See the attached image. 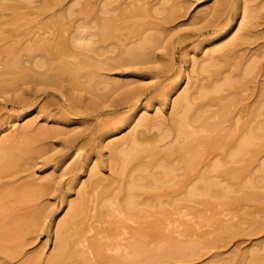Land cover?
I'll return each mask as SVG.
<instances>
[{"label":"bare ground","instance_id":"6f19581e","mask_svg":"<svg viewBox=\"0 0 264 264\" xmlns=\"http://www.w3.org/2000/svg\"><path fill=\"white\" fill-rule=\"evenodd\" d=\"M20 2L21 1H19V6L18 3L17 5H15L0 2V89H4L5 91L7 90L9 94V90L7 89V87L10 84H13L15 85L14 87H16L15 90L24 91L22 94L20 93V95H17L16 97L8 100V103H10L15 108L25 109L31 107L36 103V100L38 99L37 95L39 94L53 95L57 97L56 94L58 92L54 93V90H58V84L62 81L61 80L58 82V80L59 78H62L63 75H68L67 77H69V81L67 80V83L72 82L76 88H84V91L88 89L87 92L90 90V93L96 91L95 95L96 93L101 92L99 91L101 90V87H96L97 85L101 84H97L96 82H105L104 84H102V86L108 82V84L103 87L107 86L108 88L112 85L111 89L110 87L108 88L109 90L106 88V90H108L106 97H112L114 93L116 94V92L119 91V88H121L120 86L125 82L118 86V83H116L117 81L115 82V80L112 82H110L111 79L110 81H108L109 79L104 80L103 78L107 77L103 75V72H111L114 69L116 70V68L122 67V65L123 67H125L128 64H131L132 62L126 60L122 56L126 55L128 57H139L144 53L148 42H151L152 40L153 42H156L157 39L156 37H154V39L151 40L148 39V37L144 36V38L141 37V41L135 40V44H132L130 40L121 50V42L123 39L120 35L117 34V29L122 27V24L120 25V23L122 22L118 23L120 26H116L115 21L117 22L118 19H116L115 21H112L113 18L110 19L111 17H114V14H111L110 17L108 16L107 19H103L102 15L98 14L100 16L99 18L97 17L98 15L95 14V17H93L96 19L92 18L91 16L90 22H86V28H89V30H87L86 32L84 31L86 29L85 28L84 30H81L82 32H77L78 34L76 33V36L71 35L73 36L71 37L69 35L65 38V33L62 35V32L63 30H67L64 24L67 25L69 24V22L66 24L63 20H61L62 16H60V23L58 22V25L55 23V26L57 25V27L54 26L56 29H53L57 30L59 29L58 27L64 28L63 30L60 28L62 32L58 30L60 35H57V33L56 35L53 34L54 36H51V38L54 37L53 39L47 38L45 36L39 37V35H37L40 39L35 38L34 40L33 36L32 39L34 41L32 40L28 43L25 40V36H27L29 33L24 35L25 29L23 30L22 34H20L22 31L20 33L18 31L16 35L13 33L15 38L12 34H8L7 31V35H5V30L7 29L8 25H12L10 27L14 29L13 27L15 25L13 26V24H15L20 19L17 16L21 12H18V14L16 11H19L21 7H25L23 5L20 6ZM88 2L91 4L90 1ZM175 2L177 3L173 7H178V9H174L172 7L174 10L172 17H174L179 10V12H181L182 8H184L183 11L185 10L188 13L189 9L197 1L179 0L178 2L176 0ZM120 3L122 5L125 4L127 6L126 9H124L125 7L123 8L121 4L117 3V5H113V7L111 3H109L105 5L104 9L102 7L103 11L100 13L105 12V14L108 15L107 11H110L111 13L116 12L117 14V11L119 10L123 12L119 13L115 17L126 14L127 12H130V15L131 13H134L135 15L140 14L148 16L147 12H149V6L147 8H145V6H142L141 8L140 6H138V8L135 7V9L127 11L128 8L134 5H131L129 2H127V0H120ZM233 3L231 0H216V2L214 1L213 6H210L209 9L207 8L208 10H205L207 11L205 15L203 12V14L200 12V14L203 15L204 19H202V17L199 15V22V20L195 16L194 19L196 21V24H194V26H199L197 25V22H199V24L201 25L196 29L198 31V34L204 32H226V27L233 20V17L244 18V15H246L247 18L251 17V14H249L248 12L249 10H246L248 7L245 9V5L243 4L242 6L244 7L242 8V6L238 3L239 6H236L237 10L233 11ZM47 4L51 5V3H46V7L49 8L50 6H47ZM148 4L150 5V3ZM84 5L86 6V3ZM135 5L137 4L135 3ZM151 5L153 4L151 3ZM90 9L92 8L90 7L89 9H87L86 11H88V13L86 14L85 11L82 16L86 14V18L87 16L89 18V15H91L89 14ZM152 9L154 14V10L156 9H154V5ZM9 10H12V13H17V15L15 14L16 16H8L12 17V19H8L5 16L7 15L6 12ZM42 12L44 11H40V13ZM250 12L253 15L252 9L250 10ZM178 15H180L179 18H181V14L179 13ZM209 16H212V18H209ZM256 16L257 14L252 17L254 18ZM38 17L35 20L40 18ZM83 18L85 19V17ZM168 18L170 19L171 17ZM123 19L125 20L126 18ZM35 20L33 19V21L29 22L33 24L35 23ZM40 20L42 21L41 18ZM170 20L171 21H166V23H175H172V19ZM253 20L256 19H249L250 22L247 23V25L250 24V26L247 29H244L243 32L238 35V37L232 39L222 48H219L217 50H220L218 62L221 66H219V68L214 72V76H209L208 78H206V81H204V79H198L199 75H195L196 80L193 78L191 73V76H187L188 88L183 92V94L179 96V98H176L173 101L171 118L169 122H164L165 127L153 133V123L150 120V122H148L147 124L145 122H142L140 125L144 126V128L141 131H138L137 133H135L134 131L135 135L132 133V136L123 138V140L121 139V144L119 142L120 145H115V147L121 146L120 149H116L117 153L114 156L118 159V173H120L121 175L125 173L126 168L129 165L133 166L130 168L131 171L135 170V168L137 167H140L144 169V172H148L149 168L153 170L155 166H158V163H163V165L159 164L161 167L160 173L162 177L154 178L152 180L154 191L150 193L148 192V190V193L142 192L141 190H145L144 187L143 189L138 190L140 186L136 185L138 183V180H136L137 178L130 176V179L127 180V184L124 186V188H122L121 186L119 188L117 186H105V188L101 191L95 189V193L93 196L91 195L89 190L83 193L82 196H80L78 202H72L69 205L70 216L66 220L62 229L56 233V250L54 249V252L51 253L50 258L47 260L46 264H163V259L168 255H170V258H173V255H178V257H180V255L185 256V245L188 246L189 244H185L183 246V244L181 243V245L178 247L177 245H174L175 247H172V244L170 247L168 245V247L166 248L163 246V242H165L166 238L170 239V237L172 236V232L179 237L181 236V233L177 230L179 224L181 225L183 223L182 225H184V222H182V220L180 219L183 216V214H181V209L185 208L190 212L191 218H189L188 221L193 223L194 225V217H192L194 215V211L198 207L202 206H205L207 208L206 205H209L210 202L208 198H212V195L215 191L214 188L218 185L214 181V178L222 177L223 179L227 180L244 179L246 176H249L248 174L252 172L251 169H246V167H249L246 166L248 165L246 163L250 161L253 165L258 164L260 160V154L264 149V145H261L263 144L262 141H264V135H260L263 134L261 133V131L264 132V125L259 127L258 129H256V126L254 128V126L252 127V125H250L253 124L252 121L256 120L255 116L256 118H258L259 116H263L264 114V32L260 33L259 22ZM61 21H63L64 24H62ZM68 21L70 20L68 19ZM193 21L192 23H195ZM38 22L36 21V23ZM113 22L115 25L113 24ZM51 23L53 25V21H51ZM28 24L29 23L27 22V25L25 24V26H28ZM72 24L75 25L76 22ZM18 25L22 26L23 24ZM150 25L151 24L148 23L144 24L145 28L143 27L142 29H147L146 27L148 26L150 28ZM25 26L23 28H25ZM160 26L161 28H163L162 25ZM160 26L158 27L157 24L156 27L160 28ZM10 27H8V29H10ZM77 28L75 29V31L80 30V26L78 30ZM153 28H155L154 24ZM195 28L196 27H194L193 29ZM12 29L8 31L11 32ZM17 30L18 28L16 29V31ZM83 31L85 33H83ZM151 31L154 30H150V32ZM162 31L163 30L160 29V32L164 34V32ZM18 34L25 37L24 40L26 42L22 43V39H19ZM50 34L52 33L50 32ZM151 37H153V34ZM64 38L65 40H62ZM130 38L131 37L127 39ZM6 44L7 46L3 47V45ZM75 45L77 46V48ZM78 46L80 49L78 48ZM70 47L72 51L70 50ZM72 47L79 49V51L73 50L74 48ZM117 49L121 54H118L121 56L118 59L122 58L120 60L115 59L118 57L117 54V57L116 55H113ZM104 50L106 53L104 52ZM106 50H108V53L110 52L114 57H112L111 54L110 58L106 56ZM2 55L4 58H1ZM98 57L99 60L101 59V57H103L104 59L102 58V61H99L98 63H96L98 60L94 62ZM40 58L43 61H41ZM36 59H39V61H36ZM69 59H74L76 63L72 62L71 60L69 61ZM56 61L58 62V64ZM54 62L55 64H53ZM213 66L214 65L208 67L200 66V68L202 71L203 69L205 71H210L215 68ZM35 67H37L38 70ZM196 68H199V66L195 67V69ZM39 69H43V71H40ZM198 71L200 72V69H198ZM198 71L195 70V74H198ZM150 72H152V70ZM200 74H202V72ZM45 76L49 77L46 78ZM182 79H184V76L181 77V80ZM128 84H130V82ZM41 86L43 87L41 88ZM9 87L12 88V86ZM4 90L3 92H5ZM141 90L142 87H137L133 90L129 89V91L123 92L122 100H120L121 102L117 103L116 109H119V107L121 106L125 107L127 105L128 107H130L135 105L142 96L140 93ZM17 91L15 92L17 93ZM63 92L65 91H62L61 94ZM98 94L99 95L97 96L101 97L104 92L102 95L100 93ZM159 95L160 94L155 95L152 100H157L156 97H158ZM80 99L78 100L80 101ZM72 102L73 100H71V103ZM84 102L85 101H83V103ZM103 107L105 106L103 105L102 108ZM69 109L74 110L75 108L73 109V107H69ZM94 110V112L97 111V114H111L116 112L115 110V112L108 110V108L107 110L102 109V112L100 111L101 109ZM252 110H254V113H251L250 116V114L248 113H250ZM261 113L263 114L261 115ZM245 116H249L248 120L246 121ZM147 120L148 119H145V121ZM27 130L28 129H26V131ZM45 131L46 135L48 133V130ZM24 132L25 131H23V134ZM42 133L44 132L42 131ZM23 134L19 136L21 139L22 137L24 138V140H20V142L17 135L15 138H13L14 136L11 137V139L8 137V140L5 139L0 144V180H4V182H2L3 184L1 185L2 188L6 186L4 188L7 189L9 185L13 184L11 182H14L15 184V181H13V179L16 176H19V173L22 172L21 170H23L26 165L28 166V164L31 163V156L33 155H30L32 150L31 144H34L33 141H35L36 139L34 140V136L32 134H30L32 135V137L29 135V133L25 132V136L26 134L29 135L26 137L23 136ZM50 137L51 136H49V138ZM65 138L66 137H64L63 139L65 140ZM77 138V136L72 135V138H70L67 142L69 144L68 146L74 148L73 144L76 140H79ZM259 141L261 142V144H259ZM161 144H164V146ZM110 145L111 148L114 146V144L112 146L111 143ZM65 146H67V144H65ZM115 147L111 149L112 154ZM34 156L36 157V154ZM146 159H149V161L147 162ZM243 161L246 162V165L243 164V166L245 165V167L237 165ZM30 167L31 165H29V168ZM77 167L78 166H75L74 169H77ZM83 168L80 169L82 170ZM261 168L264 171V162ZM70 169L71 168H69V170ZM27 170L29 171L28 167ZM72 171L75 170L72 169ZM73 174L75 173L73 172ZM70 175H72V172L70 173ZM6 179L8 180V182L5 181ZM16 183H18V181ZM25 183H21L20 185H18V187L15 186L14 189H7L6 191H4V188H0L2 190H0L2 192L0 193V222L3 221V224H0V258L1 256L7 257V259L15 257L17 250H20V248L23 247L22 244L24 243V241H26V239L32 234L38 233V230H40L41 227L43 228V225H45V220L49 216L47 212L44 213L43 211L38 210L36 208V203L45 196V193H48L46 192V190H51L52 187L50 188V186L52 184H55L54 181L50 182L52 183L51 185H49L50 183H44V185H48L47 187L45 186L46 189L42 187L44 186L42 185L43 183L40 184L42 186H39V189L38 186H35L36 190L34 188L26 189V187L30 186V184ZM56 184H59L58 181L56 182ZM66 184L67 183H65V185ZM242 184H240L238 188H233L234 185H232L231 187H219L217 193L224 197H227L231 192H233V190L236 192L245 190L244 188L246 186ZM53 188H55V185L53 186ZM124 189L126 195L120 198L121 196L119 192ZM49 193L51 194V192ZM254 193L250 191L249 193L244 194H248L245 196L246 199L247 196L249 199L251 198L249 196L257 197L258 193ZM171 194L174 195V198H176L177 196L180 197V195H182L183 199L182 197H180L181 199L179 197L178 198L180 200H184V202L178 204L176 201L178 199L177 198L175 200L176 203H174V201L168 198ZM201 196H203L204 198L202 200H198V198H201ZM263 196V194L262 196L258 195L256 199L258 200L259 197L263 199ZM147 201H149L151 205L152 202H156V212L158 216L156 217L157 214H155V216L153 215V221L148 225L146 224L147 226H145V224L141 221L140 223L142 225L138 224V220H143L145 218L144 216L146 214L145 212H147V208H142V206L145 204L149 207L150 204L147 203ZM27 204H29L28 207H25ZM30 204L32 207H30ZM166 204L171 206L173 205L175 206V208L171 211L169 210V212L167 208H164L167 206ZM209 207L210 206H208V208ZM138 208H140V210ZM167 212H169V215H166ZM184 214L186 216L187 212ZM146 216L150 215L146 214ZM111 217H115V221L111 219ZM85 219H88V222H85ZM130 222L137 224V226L131 227L129 225ZM166 227L167 229L170 227H173L174 229L172 228L171 231L169 230L170 233H168L167 235ZM221 231L219 230V233L221 234L223 232L224 234H226L227 232L232 233L228 228H221ZM235 232L237 231L235 230L233 233L236 234ZM254 232L255 231H253V233ZM11 243L16 245L14 247H11ZM209 244H211V247L212 242ZM189 246H191V244ZM25 247L26 245H24L23 248ZM20 255L21 254H19V256ZM257 257H259V255ZM179 259L182 258L180 257ZM24 264L30 263L25 262Z\"/></svg>","mask_w":264,"mask_h":264},{"label":"rangeland","instance_id":"374dc122","mask_svg":"<svg viewBox=\"0 0 264 264\" xmlns=\"http://www.w3.org/2000/svg\"><path fill=\"white\" fill-rule=\"evenodd\" d=\"M16 1L0 0V2L2 3L15 4V5H17L18 3V6H19V1H21L23 3L20 2V6L22 5L25 6L23 8L21 7L19 11H16L17 13L18 12L21 13L20 14L18 13L19 15L17 16L20 19L15 24H13V26L15 25L13 27L15 30L12 29V27H10L12 25H8V27H10V29L12 30L11 32H9L10 29H8V27L6 29L5 27L6 29L5 35H7V32L10 35L11 34L13 35V33L16 35L18 31L19 33L22 31L20 33L22 34L23 30L25 29L26 32L24 30L25 33L24 35H26L27 33H29L28 35H30V36L27 35L28 37L25 36L26 37L25 40L28 43L33 39L35 40V38L40 39L39 38L40 36L51 38L53 34L56 35L57 33V35L58 34L60 35L58 30L62 32L64 28L58 27L59 29L53 30L56 29L55 27H57L58 25L60 16H62L61 20H63L66 24L69 22V24L65 25L63 21H61L62 24H64V26H66V29L68 30V31L63 30L62 32V35L65 33L64 36L66 38L69 35L76 36L79 33V31L84 30L87 27L86 22L89 23L91 16L92 18H94L95 14L102 15L103 19H107L108 16L109 17L111 16V14H114L115 17L119 13L123 12L118 10L116 14V12L111 13L110 11L109 12L107 11L108 15H106L105 12L100 13L103 11L106 4L111 3L112 6L113 5L116 6L117 3L118 4L122 3V1L120 3V0H16ZM88 1H90L91 4ZM175 1L176 0H127V2H129L131 5H134L128 8L127 11H131L132 9H135V7L138 8V6H140V8L142 6L143 7L145 6V8L149 6L148 7L149 12H147L148 16L140 15V14L135 15L134 13L133 14L131 13L130 15L129 14L130 12H127L128 14L126 13L115 18L114 17L110 18V19L112 18L114 19V20L112 19V21L118 19L117 22L115 21L116 26L119 25L118 23L122 22L120 23V25L122 24L121 25L122 27L119 28L120 30L117 29V34L120 35L121 38L123 39L121 42V50L130 40L132 44H135L134 43L135 40L141 41V39L144 38V36L148 37V39L151 40L154 39V37L157 38L156 42L155 41L153 42V40L152 41L150 40L151 42H148V44L146 45V49L141 56L139 57H128L126 55L122 56L126 60L132 62L131 64H128L125 67H123L122 65V67L116 68V70L114 69L113 71H111L112 73L106 71L103 72V75L107 77V78H103L104 80L109 79L108 81H110L111 79L110 82L115 80V82L117 81L116 83H118L117 84L118 86H120V84H123L125 82L124 83L125 85L124 84L121 85L119 91H117L116 94L114 93L115 95L113 94L112 97L111 96L106 97L108 93L107 91L109 90L108 88L110 87L111 89L112 85L109 86L108 88L107 86L103 87L106 84H108L107 80H106L107 83L103 86L102 84H104L105 82L102 83L96 82L97 84L98 83L101 84L96 86V87L98 86L101 87L100 88L101 90H99L101 92L98 93L102 95L104 92V94L102 95L104 97L100 95L103 98L102 99L101 97L97 96L99 95L98 93H96L95 95L96 91L91 92L93 93L91 94L90 90L87 92L88 90L87 88H86L87 90L84 91L83 90L84 88L78 89L74 86L72 82L71 83L69 82L70 84L67 83L69 81V77H67L68 75H63L62 78H59L58 82L61 80L62 81L61 83L58 84L59 86L57 88L58 90L56 91L54 90V93L57 92L59 93L56 94L57 97L53 95L39 94L37 95L38 99L36 100V103L31 107L25 109L15 108L10 103H8V100L16 97L17 95H20V93L22 94L24 92L23 90H18V91L15 90L16 87H14L15 85L13 84L9 85L12 86V88H10L9 86L7 87V89L9 90V94L7 90L5 91L3 89L5 91L3 92V90L0 89V100H1L0 101V144L1 142H3V140L5 139L8 140L9 138L11 139V137L13 136H14L13 138H15L17 135L19 137L20 135L23 134V131L29 133V135L32 134L34 136V140L36 139L35 141H33L34 144L33 143L31 144L32 150L30 155L33 154L32 155L33 157L31 156L33 160L31 159L30 161L31 163H29L28 166L26 165L25 168L21 170L22 172L19 173V176H16L14 178L15 180L13 179V181H15V184L14 182H11L13 184L9 185L7 189H14L15 186L18 187V185H20L21 183L23 184L25 182L30 184V186H32V187L27 186L26 189H33V188L35 189L36 188L35 186H38L39 189V186L44 185V183L48 184L53 181L55 183L54 184L55 188H53L54 185L52 183L49 184V185L51 184L53 185L50 186V188L52 187L51 190L53 191L49 189L48 191L46 190V192L48 193L51 192V194L45 193V196L37 202L38 204L36 203L37 205L36 208L38 210H41L44 213L47 212L49 215L48 218L45 220L44 223L45 225H43V228L41 227L40 230H38V233H35L36 235L32 234L31 236H29L26 239V241L28 240L27 243L26 241H24L22 246L24 247V245H26V247L25 248L21 247L22 249L20 248V250H17V253L18 252L21 253H18V255L16 253L15 257L12 256L14 259L13 258L7 259V257L1 256L0 264H24L25 262H28L30 264L32 263L46 264L47 260L50 258L51 253L54 252V249L56 248L55 246V241L57 240L56 233L62 229L66 220L70 216L69 205L72 202L75 203L78 202L80 196H82V194L87 192L88 190L93 196L95 193L94 192L95 189L101 191L102 189L105 188V186H111V187L117 186L118 188L121 186L122 188H124V186L127 184V180L130 179V176H133L137 178L136 180H138V183L136 184L137 186H140L138 190L143 189L144 187L145 190H141L142 192H146V193L153 192L154 190L152 186V180L154 178L162 177L160 173L161 170L160 165H163V163L162 162L158 163V166H155L153 170L149 168L150 170L148 169V172L146 171L144 172L143 168L137 166H134L137 168L131 171L130 168L133 166L129 165L126 168L125 173L121 175L120 173H118V167H119L118 159L114 157L117 153L116 149L117 148L120 149L121 146L115 147V145L116 146L120 145L121 144L120 141H122L123 138H128V136L129 137L132 136L131 134L132 133L134 134V131L135 133L141 131L144 128V126L140 125L142 122H145L147 124L148 122L151 121L154 127L152 128L153 133L165 127L164 122H169L171 118L173 101L176 98H179V96L183 94V92L188 88L187 76L192 75L193 78L196 80L195 75L196 76L199 75L198 79L199 78L204 79V81H206V78H208L209 76H214V72L219 68V66H221L220 63L218 62L219 60L218 56L220 54V50L219 51L217 50L219 48H222L226 43L230 42L232 39L238 37V35H240L244 29H247L250 26V24L247 25V23L250 22L249 19L251 18L256 19L253 21L259 22L260 33L264 32V0H231L232 3L234 2L233 3L234 7L232 5L233 11L237 10L239 4L241 6L243 4L245 5V9L248 7L246 10H249L248 12L249 14H251V17L247 18L246 15H244V18L233 17L232 18L233 20L226 27L227 30L226 32L225 31L218 33L204 32L201 34H198V31L196 30L197 27L201 26L199 24L200 16L202 17V19H204L202 14L204 13L205 15V13L207 12L205 10H208L210 6H213L214 1L216 2V0H199V1L196 0L197 2L196 3L194 2L195 4L189 9L188 13L185 10L183 11L184 8L181 9L179 7L181 9V12H179L180 11L179 10L177 14H175V16L173 15L176 19L172 17V14L174 13L173 8L178 9V7H173L177 3ZM177 1L179 2V0ZM49 2L51 3V5L47 4V6L48 5L50 6L48 8L46 7V3ZM147 2L150 3V5ZM85 3L86 6L84 5ZM135 3L137 5H135ZM151 3L154 5V9L156 8L154 10L155 11L154 14L152 9L153 5H151ZM121 6L123 8L125 7L124 9H126L127 7L125 4L123 5L121 4ZM90 7L92 8L89 11V14L91 15L88 14L89 18L88 16L86 18V14L88 13V11L86 10L89 9ZM243 7L244 6H242V8ZM251 9L253 15L250 12ZM9 11L6 12L7 15H5L4 13V15L8 19H12L13 15L15 14L17 15L16 12L12 13L13 12L12 10ZM40 11H44V12L40 13ZM85 11L86 14L82 16ZM200 12L203 13L200 14ZM254 12L255 14H257V16L253 18L252 16L255 15ZM179 13L181 14V18H179L180 16L178 15ZM99 15L97 17L100 18ZM8 16H12V17H8ZM38 16L42 19V21ZM195 16L199 20V22H197V25L199 26H194V24H196V21L194 19ZM37 17L39 19L35 20ZM83 17H85V19ZM168 17H171L170 19H172V23L173 22L175 23L173 24H171V22L166 23V21H171ZM123 18L126 19L124 20ZM209 18H212V16L211 17L209 16ZM33 19L35 20V23L31 24L29 21H33ZM68 19L70 21H68ZM83 19L85 20V22ZM36 21L39 22L36 23ZM51 21H53V25ZM192 21L195 23H192ZM27 22L30 25L28 24V26H25V24L27 25ZM75 22H76L75 25L72 24ZM151 22L154 24L155 28H153V24ZM55 23L57 24L56 26ZM147 23L151 24L150 28L148 26L146 27L147 29H142L144 27V24ZM18 24H23L25 28H23L24 27L23 25L20 26ZM157 24L158 27L162 25L163 28H161V26L160 28L156 27ZM79 26H80V30H78ZM194 27L196 28L193 29ZM17 28L18 30L16 31ZM76 28L78 31H75ZM160 29L163 30L162 32H164V34L160 32ZM87 30H89V28H86L84 31L86 32ZM150 30H154V31L150 32ZM84 31L83 33H85ZM50 32L52 34H50ZM152 34L153 37H151ZM37 35H39V37ZM13 37L15 38L14 35ZM25 37L19 35V39L20 38L22 39V43L26 42L24 40ZM129 37L131 38L127 39ZM53 38L54 37H52L51 39ZM65 38L62 40H65ZM6 46L7 44L3 45V47ZM72 48H74L73 50L75 51L76 50L79 51L80 49L79 46H78L79 49H76L77 46L76 48L75 47ZM106 51H107L106 56L110 58L111 53L110 52L108 53V50ZM116 54L117 55L120 54L118 49L116 50V52H114L113 55L115 56ZM120 55H118V57L115 59L117 60L122 59V58L118 59L119 57H121ZM1 58H4L3 55ZM102 58L103 57H101V59ZM101 59L99 60L98 57L94 62L98 60L96 62L98 63L99 61H102ZM37 60L39 61V59H36V61ZM70 60L71 59H69V61ZM73 60L71 61L75 62V60L74 61ZM41 61L43 60L41 59ZM53 64H55V62ZM211 65H214L213 67L215 68L210 71H205L204 69L202 71L200 68V66L208 67ZM197 66H199V68L195 69V67ZM198 69H200V72L198 71ZM39 70L43 71V69H39ZM151 70L153 73L150 72ZM195 70L198 71L197 72L198 74H195ZM201 72L202 74H200ZM183 76L184 79L181 80V77ZM45 77L47 78L49 76H45ZM129 82L130 84H128ZM42 87L43 86H41V88ZM137 87H142V90L140 92L142 96L138 101L139 103L135 101L136 104L133 106L128 107L126 105L125 107L121 106L119 107V109L118 108L116 109L117 103L121 102L120 100H122L123 92L129 91V89L133 90ZM106 88L108 90H106ZM14 90L17 91V93ZM62 91H65L63 92L65 95L63 93L61 94ZM78 91H80L81 93ZM158 94L160 95L156 97L157 100H152V98ZM76 98L78 99L82 98V99H80L79 101ZM71 100H73L72 103ZM82 100L85 102L83 103ZM103 105L105 107L102 108ZM43 106L45 107V109ZM69 107H73V109L74 108L75 109L70 110ZM107 108L108 110L114 108L111 111H114L116 109L115 110L116 112L114 111L115 113H111V114H102V113L97 114V111L94 112L95 111L94 109H101L100 111L102 112L103 110H107ZM252 111L248 113L250 114V116L251 113H254V110ZM263 113H261V115ZM248 117L249 116L246 117L247 119L245 118V121L248 120ZM145 119L148 120L145 121ZM255 119H256L255 121H252L253 124H250L252 125V127L254 126L255 128L256 126V129H258L259 127L264 125V114L263 116H259L258 118H256L255 116ZM26 129H28L27 130L28 132L26 131ZM45 130H48L47 131L48 136L47 134L45 135L46 133ZM42 131L44 133H42ZM25 132L23 136H25ZM51 133L52 135L54 134L55 137L54 135L52 136ZM261 133L263 134L260 135H264L263 131H261ZM29 135L26 134V136ZM32 135L30 136L32 137ZM72 135L77 136L78 137L77 139H79L76 140L75 143L73 144L74 148L68 146L69 144L67 143L68 140L72 138ZM49 136L51 137L49 138ZM64 137H66L67 139L65 138L64 140L63 139ZM18 140L20 142V140H24V138L22 137L21 139L19 137ZM110 143L112 144V146L114 144L112 148L115 147L113 154L111 150L112 148L110 147L111 146ZM262 143L263 144H261L260 142L259 144L264 145V141H262ZM65 144H67V146H65ZM161 145L164 146V144ZM262 151L263 152H261L260 154V160L258 164L253 165L252 162L250 161H248L247 163L243 161L237 164L243 166V164L246 163L248 165L246 164L245 165L249 166L246 167V169L247 170L251 169L252 171L250 174H248L249 176H246L244 179L227 180V179H223L222 177L214 178V181L218 185L217 187L214 188L215 191L214 194L212 195V198L211 197L208 198L210 202L209 205H206L207 208L205 206H202L203 208L198 207L197 208L198 210L196 209L194 211V215L192 216L194 217V222H195L194 225L193 223L188 221L189 218H191L190 212L185 208L181 209L182 212L181 214H183V216L180 219L182 220V222H184V225H182L183 223L181 225L179 224L180 226L178 225V229H177L181 233V236L179 237L172 232V236L170 237V239L166 238L165 242H163V246L166 248L168 247V245L170 247L173 244L172 247H175L174 245H177L178 247L181 245V243L183 244V246L185 244H189V245L191 244V246L188 245L189 246L188 247L185 245L186 247L185 256L180 255L182 259H179L180 257H178V255L175 256L173 255V258H170V255H168L166 256L167 258L165 257L166 259L165 258L163 259L162 261L164 262L163 264H264V196L263 199L261 197H259L258 200L256 199L258 195L259 196L260 195L262 196V194L264 195V171L261 168L264 162V149ZM35 154L36 157L34 156ZM146 161L148 162L149 159H146ZM29 165H31L30 168ZM245 165L243 167H245ZM75 166H78L77 169H74ZM27 167L29 171L27 170ZM69 168L71 169L69 170ZM80 168L83 169L81 170ZM72 169L75 170L76 172L72 171ZM71 172L73 176L70 175ZM73 172L75 174H73ZM5 181L8 182L7 179ZM17 181L18 183H16ZM57 181L59 184H56ZM2 182H4V180L2 181L0 180L1 189L6 187V186H4L3 188L1 187V185L3 184ZM64 182L67 184L65 185ZM240 184L246 186L244 188L245 190L239 192L233 190V192H231L230 195L227 197H224L217 193L219 187L222 186L231 187L232 185H234L233 188H238ZM45 186L46 185L42 187L46 189ZM56 186L58 189L56 188ZM7 189H5L4 191H6ZM1 191L0 193H2ZM250 191H252V193L256 192V194L258 193L257 197L249 196L251 198L248 199L247 196L246 199L245 195L248 194H244V193H249ZM124 192L125 189L119 192L121 196L120 198L126 195V192L125 194ZM60 195L62 196V198ZM178 197L179 196L174 198V195L171 194L169 195L168 198L174 201V203H176V201L178 204L183 203L184 200H180L181 199L180 197H182V195H180L179 197L180 199ZM203 198L204 197L201 196V198L199 197L198 200H202ZM147 203L150 204L149 201H147ZM28 205L29 204H27L25 207H28ZM150 205H149L150 208L148 207V205L146 206L145 204L142 206V208L143 207L147 208V212L145 213L150 216H146L145 214L144 217L145 218L147 217L148 219L144 218L145 220L144 219L138 220L139 221L138 224H141L140 223L141 221L142 223L145 224V226H147L150 222L153 221L154 219L153 215L155 216V214H157L156 212L157 204L156 202H152V205L151 206ZM166 205L167 206L164 208H167L168 211L169 210L171 211L175 208V206L173 205L172 206L168 204ZM208 206L210 207L208 208ZM30 207H32L31 204ZM138 209L140 210V208ZM169 212H167L166 215H169ZM186 212L187 215L185 216L184 213ZM157 216L158 214L156 215V217ZM111 219L114 220L115 217L114 218L111 217ZM85 220H84L85 222H88V219ZM0 224H3V221H1ZM129 225L131 227L137 226V224L131 222L129 223ZM172 228L173 227L167 229L166 227L167 235L168 233H170ZM221 228L222 229L228 228L231 230L230 232L232 233L235 230L237 232H235L236 234L234 233L232 234L228 232L226 234H224V232L221 234L219 233V230L221 231ZM253 231L255 232L253 233ZM211 242H212V246L210 247L211 244L209 243ZM15 245L11 243L10 246L14 247ZM19 254L21 255L19 256ZM258 255L260 258L257 257Z\"/></svg>","mask_w":264,"mask_h":264}]
</instances>
